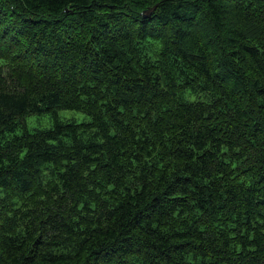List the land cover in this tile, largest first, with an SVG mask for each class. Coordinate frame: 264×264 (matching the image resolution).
Listing matches in <instances>:
<instances>
[{
	"label": "trees",
	"instance_id": "16d2710c",
	"mask_svg": "<svg viewBox=\"0 0 264 264\" xmlns=\"http://www.w3.org/2000/svg\"><path fill=\"white\" fill-rule=\"evenodd\" d=\"M0 264H264V0H0Z\"/></svg>",
	"mask_w": 264,
	"mask_h": 264
},
{
	"label": "rangeland",
	"instance_id": "374dc122",
	"mask_svg": "<svg viewBox=\"0 0 264 264\" xmlns=\"http://www.w3.org/2000/svg\"><path fill=\"white\" fill-rule=\"evenodd\" d=\"M63 117L69 118L72 116H78V114L72 113V112H62L61 114ZM29 126L33 130L35 128H49L50 123L47 118H39V117H33L29 119Z\"/></svg>",
	"mask_w": 264,
	"mask_h": 264
}]
</instances>
